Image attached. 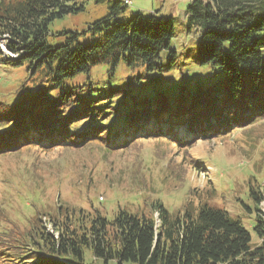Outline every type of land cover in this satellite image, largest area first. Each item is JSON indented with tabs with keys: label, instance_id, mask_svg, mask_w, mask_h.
Here are the masks:
<instances>
[{
	"label": "trees",
	"instance_id": "1",
	"mask_svg": "<svg viewBox=\"0 0 264 264\" xmlns=\"http://www.w3.org/2000/svg\"><path fill=\"white\" fill-rule=\"evenodd\" d=\"M121 1L81 31L53 33L51 22L79 13L83 2L0 0V34L17 56L0 55V66L24 68L28 79L13 102L0 99V154L94 141L133 148L146 138L189 145L264 118V0H190L182 31L194 43L182 51L176 17L141 11L112 21L126 7ZM96 67L105 68L100 80ZM167 73L188 84L160 88ZM185 125L190 138L181 140ZM257 183L248 195L254 208L243 202L257 243L223 207L200 200L171 211L152 198L149 213L119 206L112 218L77 207L38 212L29 228L2 231L11 247L8 257L0 250V264H264Z\"/></svg>",
	"mask_w": 264,
	"mask_h": 264
},
{
	"label": "rangeland",
	"instance_id": "2",
	"mask_svg": "<svg viewBox=\"0 0 264 264\" xmlns=\"http://www.w3.org/2000/svg\"><path fill=\"white\" fill-rule=\"evenodd\" d=\"M78 1L83 2L84 9L51 22L53 33L70 29L81 31L107 15L112 3L120 0ZM130 1L131 5L120 2L126 7L112 21H126L141 11L173 16L180 36L176 43L178 51H182V45L194 43L192 36L187 37L182 31L190 0ZM0 44V55L17 58L8 51L2 34ZM104 72L105 68L96 67L92 76L100 80ZM159 78L167 83L180 79L174 73ZM26 81L24 68L0 66V99L13 102ZM250 129L189 145L146 138L133 143V148L108 150L103 143L93 142L82 148L45 149L31 145L15 153L0 154V243L5 244H0V250L7 257L10 255L6 249L11 246H7L2 231L29 228L31 219L40 217L38 212L56 213L59 206L77 207L91 215L99 212L112 218L119 206L132 212L140 211L145 201L152 198H161L171 211L183 208L182 204L189 201L196 205L200 200L225 207L242 220L252 234L253 243H257L254 213H249L242 203L254 208L248 197L250 186L254 179L259 183L255 188L264 184V119L253 122ZM138 147L141 149L136 151L134 148ZM199 162L204 164L197 167ZM144 211L149 213L150 206ZM48 217L42 218V225L57 236ZM156 222L159 224L158 219ZM87 254L92 260V254Z\"/></svg>",
	"mask_w": 264,
	"mask_h": 264
},
{
	"label": "bare ground",
	"instance_id": "3",
	"mask_svg": "<svg viewBox=\"0 0 264 264\" xmlns=\"http://www.w3.org/2000/svg\"><path fill=\"white\" fill-rule=\"evenodd\" d=\"M127 1V0H126ZM4 36V35H3ZM1 45V44H0ZM1 47V46H0ZM3 50V49H2ZM6 52V51H5ZM12 56V55H11ZM263 207V206H262Z\"/></svg>",
	"mask_w": 264,
	"mask_h": 264
}]
</instances>
